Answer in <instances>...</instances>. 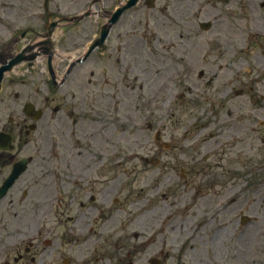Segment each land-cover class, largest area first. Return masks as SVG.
I'll return each mask as SVG.
<instances>
[{
    "label": "rangeland",
    "instance_id": "374dc122",
    "mask_svg": "<svg viewBox=\"0 0 264 264\" xmlns=\"http://www.w3.org/2000/svg\"><path fill=\"white\" fill-rule=\"evenodd\" d=\"M167 1L180 8L178 23L183 24L171 33L183 45L178 87L166 90L165 105H144L134 115V128L115 132L114 148L103 153L105 163H120L105 170L109 177L114 175L119 199L112 231L95 225L86 238L101 237L98 248L85 244L81 254L77 246L72 250L66 244L62 260L55 264L65 256L74 264H151L152 258L162 264H247L245 256L264 264V45L261 48L253 38L258 24H264L263 0H254L262 17L251 16L248 1ZM83 2L76 0L72 13L79 12ZM202 21L213 22V28L200 29ZM92 22L72 28V46L66 51L62 44L61 50L80 56L96 32ZM96 60L97 55L90 59L91 69ZM84 66L77 67L61 98L97 103L99 85L87 84ZM120 84L121 99L128 104L139 99L140 91L132 93ZM98 105L100 121L114 115L113 107L106 110L111 102ZM149 111L153 116L148 118ZM89 113L99 120V113ZM158 130L166 139L175 136L178 147L160 148L155 141ZM218 211L225 220L219 228ZM174 218L183 220L166 228ZM159 229L165 233L161 237L156 235ZM62 230L58 226V234ZM250 230L255 241L244 247L246 255L235 247L247 245L243 239ZM189 231L196 234L187 238L184 233Z\"/></svg>",
    "mask_w": 264,
    "mask_h": 264
},
{
    "label": "flooded vegetation",
    "instance_id": "af4514ba",
    "mask_svg": "<svg viewBox=\"0 0 264 264\" xmlns=\"http://www.w3.org/2000/svg\"><path fill=\"white\" fill-rule=\"evenodd\" d=\"M94 1L84 0L82 9L72 13L76 0H0V264H55L62 260L66 244L72 250L77 246L83 254L82 246L88 243L85 234L95 225L112 231L110 221L119 199L114 175L109 177L105 170L120 163H105L103 153L114 148L115 132L129 133L134 128V115L144 105H165L166 90L178 87L183 45L171 33L183 25L178 23L180 8L167 0H139L109 27L103 45L84 63L87 84L99 85L97 103L60 98L67 82L55 90L50 64L59 76L70 59L47 50L40 60L34 53L40 48L46 52L41 40L48 39L49 23L63 26V18L86 10L92 14L77 25L60 27L64 35L60 44L67 51L72 46V28L89 20L96 25L92 39L104 35L113 11L125 0H97L92 6ZM240 1H248L251 16L262 17L254 0ZM258 26V33L264 34V24ZM260 35L254 41L262 48ZM96 55L91 69L90 59ZM22 56L26 61L17 63ZM120 82L125 90L140 91L139 99L129 104L121 99ZM102 100L111 102L106 110L113 107L114 115L100 121ZM89 111L99 113V120L91 118ZM147 116H153V111ZM158 131L160 148L178 147L175 136L166 139ZM58 226L63 227L59 234Z\"/></svg>",
    "mask_w": 264,
    "mask_h": 264
},
{
    "label": "bare ground",
    "instance_id": "6f19581e",
    "mask_svg": "<svg viewBox=\"0 0 264 264\" xmlns=\"http://www.w3.org/2000/svg\"><path fill=\"white\" fill-rule=\"evenodd\" d=\"M187 194H188V192L185 190L184 192H183V198H185V197H187ZM200 195H202L203 196V194H202V192L200 191ZM236 201V200H235ZM200 206L202 207L203 206V204L202 203H200ZM158 207V206H157ZM138 215H140V212H138L137 213ZM220 214H221V211H218L216 214H215V218H216V221H217V224H216V227H223L224 226V224H225V220L224 219H220ZM188 215V214H187ZM181 221V220H183V219H176V218H174V220H171L168 224H167V226H166V228H169L170 227V225H171V227L174 225V224H176L177 223V221ZM211 219H209V221H210ZM184 221H186V219H184ZM110 223L112 224L113 223V221H110ZM173 229H175V228H173ZM202 230H204V229H202ZM251 231V230H250ZM165 233H164V231L162 230V229H159L157 232H156V235L157 236H162V235H164ZM185 234H186V237L187 238H191L194 234H196V233H194L193 231H189V232H186V233H184V236H185ZM254 234H253V231H251L249 234H246L245 235V239H243V242H245V244H247V245H243V244H240L239 245V247H235V248H237L236 250L238 251V252H243V253H245L243 250H244V247L246 246V248H249L251 245H254L253 243H254V241H255V238H254V236H253ZM243 237V236H242ZM241 237V238H242ZM89 243H91V242H89ZM246 254V253H245ZM247 255V254H246ZM249 256H245V258H244V262H246V261H248L247 262V264H256V263H258L257 261H254L253 260V258H248Z\"/></svg>",
    "mask_w": 264,
    "mask_h": 264
},
{
    "label": "water",
    "instance_id": "95a60500",
    "mask_svg": "<svg viewBox=\"0 0 264 264\" xmlns=\"http://www.w3.org/2000/svg\"><path fill=\"white\" fill-rule=\"evenodd\" d=\"M122 11H123V8L120 9V10L118 11V15H120ZM203 27H204L205 29H208V28H209V24L203 25ZM95 46H96V44L94 45V47H95ZM94 47H93V48H94Z\"/></svg>",
    "mask_w": 264,
    "mask_h": 264
}]
</instances>
